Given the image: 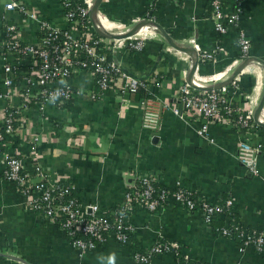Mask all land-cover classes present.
Wrapping results in <instances>:
<instances>
[{
  "label": "crops",
  "instance_id": "crops-1",
  "mask_svg": "<svg viewBox=\"0 0 264 264\" xmlns=\"http://www.w3.org/2000/svg\"><path fill=\"white\" fill-rule=\"evenodd\" d=\"M210 1L100 0L98 8L108 19L131 28L136 21L151 17L182 46L194 37L203 50H214L213 59L199 62L201 74L221 71L239 57L240 29L250 41V54L264 61V0H245L238 26L228 27L225 34L214 30ZM224 1L230 10L231 0ZM21 2L52 25L67 24L59 0ZM4 15L6 21L17 25L22 43L38 42L37 22L20 11L4 12L0 0V46L5 43ZM156 34L154 28H142L135 35L144 38L141 49L126 44L111 53L128 74L149 79L148 91L121 99L115 87H110L95 98L92 95L97 85L93 79L87 73L75 75L71 83L76 93L65 105L47 104L42 112L32 106L16 116L15 135L7 149L21 158L26 170L39 163L51 181L71 185L78 203H95L98 213L122 203L136 177L147 172L169 189L165 203L153 212L139 207L129 214L133 231L128 245L107 237L94 249L80 254L57 223L31 209L16 185L3 178L0 158V264H110L113 254L115 264H139L133 252L144 251L157 241L176 243L181 256L200 264H264V253L216 230L237 223L247 230L264 232V126L255 123L247 133L227 121L211 123L207 133L213 140L210 142L196 133L200 126L196 116L187 114L181 119L167 109L156 134L144 130L139 99L148 92L176 105V93L192 62L187 54L165 48L167 40ZM2 65L0 59V93H14L12 102L17 104L21 100L18 91L2 84ZM263 73L264 68L258 65L245 69L232 97L235 109L244 111L249 107L246 100L255 88L253 101L258 104L264 91ZM195 82L204 85L199 78ZM8 102L0 97V114ZM240 141L263 145L258 175H252L238 162ZM177 180L186 190L212 201L233 197L232 214L217 216L207 225L200 212L186 210L173 198ZM175 258L168 251L147 264H172Z\"/></svg>",
  "mask_w": 264,
  "mask_h": 264
},
{
  "label": "built area",
  "instance_id": "built-area-1",
  "mask_svg": "<svg viewBox=\"0 0 264 264\" xmlns=\"http://www.w3.org/2000/svg\"><path fill=\"white\" fill-rule=\"evenodd\" d=\"M244 1L231 0L230 10H227L224 0L210 1L209 17L217 33L225 34L228 27L238 26ZM1 2L4 12L20 11L38 24V42L22 43L17 25L6 21V16H3L5 17L3 21L5 43L0 46L4 75L2 84L7 88L16 89L21 99L19 103L14 104L12 102L14 93L9 90L0 93L1 98H7L10 101L0 114V158L3 178L16 185L31 209L40 212L47 220L57 223L80 254L94 249L107 237H112L121 245H128L133 231V226L128 220L129 214L139 207L153 212L165 203L170 194L167 187L160 186L155 181L153 173L147 172L137 176L134 184L125 192L122 203L106 212L98 213V206L95 203L84 206L78 203L77 197L71 195L73 191L71 185L61 180L51 181L49 173L39 163H34L30 171L26 170L21 158L7 148L11 137L15 135L16 116L29 111L32 106L42 112L47 104L56 107L65 105L76 93L71 83V78L75 75L87 73L93 79L97 85V91L92 95L95 98L110 87H115L121 99L127 94L148 91L149 79L128 74L112 59L111 55L113 51L126 44L134 50L141 49L144 38L136 37L138 32L123 39L99 36L93 30L89 18L91 0H59L67 20L64 27L52 25L34 11L26 9L21 0H1ZM99 18L109 20L115 31L103 30L98 22ZM142 19L153 20L151 17ZM97 23L102 31L114 34L126 33L131 29V26L127 27L123 22L108 19L100 11L97 12ZM147 26L154 28L151 25ZM237 42L239 57L222 71L216 72L228 73L222 82L232 74L241 60L252 56L250 41L241 29L238 32ZM187 43L197 57V68L192 81L194 85L202 87L195 82L194 77L198 74L208 79L216 73L201 74L198 71V64L201 61L213 59L214 50L210 52L203 50L194 37H190ZM190 61H192L191 58ZM191 64L192 62L190 66ZM23 67L25 71H21ZM242 74L243 71L230 84L211 90L196 89L190 86L185 78L176 93V105L173 106L169 102H164L159 96L150 95L147 92L149 96L144 95L138 101L141 110V127L152 135L156 134L160 130L163 113L171 109L181 119L187 114L196 116L200 120L196 133L210 142L213 140L207 133L211 123L227 121L235 128H242L248 133L255 125L253 111L250 108L251 100L247 109L239 111L235 109L232 102L233 96H230L228 92L229 87L233 86L235 93ZM210 82L213 84L210 86L217 85L211 79ZM262 112L259 119L264 121L261 119ZM262 149L263 145L260 142H239L236 158L252 175L259 173L258 161ZM172 190L171 194L175 201L188 211L200 212L207 225H211L217 216L228 217L232 214L233 197L222 201H212L186 190L181 180L175 182ZM216 230L222 235H235L241 245H251L258 252L264 253L263 231L247 230L237 223L228 224ZM168 251L176 256L172 264H200L191 261L187 256H181L178 245L166 241H157L141 253L134 251L132 256L137 263L147 264L154 256Z\"/></svg>",
  "mask_w": 264,
  "mask_h": 264
},
{
  "label": "water",
  "instance_id": "water-1",
  "mask_svg": "<svg viewBox=\"0 0 264 264\" xmlns=\"http://www.w3.org/2000/svg\"><path fill=\"white\" fill-rule=\"evenodd\" d=\"M99 4H100V0H95V2L92 3L90 11H89V18L91 20L92 26L94 28V31L101 37L104 38H108V39H123V38H127V37H131L133 35H135L137 32H139L141 30L142 27L147 26V25H151L153 26L159 33L160 35L167 40L168 45L173 48L174 50H176L177 52H181L184 54H187L188 56H190L191 60H192V64L191 67L186 75V81L187 83L196 88V89H219L222 86H226L228 84H230V82L240 73L244 70V68L249 64V63H256L261 65L264 68V61L254 57V56H250V57H246L243 60H241L238 65H236V67L234 68L232 74L222 83L214 85V86H210L208 88H202V87H198L196 85H194L192 78L196 72V68H197V57H196V53L195 51L189 47V46H182L177 44L176 42H174L169 35L167 34V32L154 20L151 19H142L140 21H137L135 23V25L129 29L126 33H122V34H114V33H109V32H104L101 30V28L99 27L98 23H97V12L99 11ZM264 108V91L260 97V100L258 101V104L256 106V108L253 111V120L255 123H257L258 125L264 126V121H261L260 118V114L262 112ZM8 256V255H7ZM10 258H14L15 260H20L16 257H12V256H8ZM22 262V261H21Z\"/></svg>",
  "mask_w": 264,
  "mask_h": 264
},
{
  "label": "bare ground",
  "instance_id": "bare-ground-1",
  "mask_svg": "<svg viewBox=\"0 0 264 264\" xmlns=\"http://www.w3.org/2000/svg\"><path fill=\"white\" fill-rule=\"evenodd\" d=\"M98 22H99V24H100V26L102 27V29L103 30H105V31H115V30H113V27H111L112 25H109V21H107V20H105L104 18H99L98 19ZM106 27V28H108L109 30H107V29H105L102 25H101V23ZM142 28H150V29H152L151 27H149V26H144V27H142ZM141 28V29H142ZM157 36H159V37H161L160 35H159V33L158 34H156ZM171 49V48H170ZM173 49V48H172ZM250 65H256V64H254V63H249L245 68H244V70H243V74H244V72H245V69L248 67V66H250ZM261 68V67H260ZM262 69V68H261ZM228 75V73H217V74H214V75H212L210 78H205L204 76H202V75H196L195 77H194V80L196 79V78H199L202 82H204V85L202 86V87H207V86H210V85H213V84H211V82H210V79L212 80V81H215L214 82V84H218V83H221L224 79H225V77ZM243 77H244V75H243ZM242 77V78H243ZM263 77H264V73H263ZM263 84H264V80H263ZM200 86V85H199ZM255 95V94H254ZM254 97V96H253ZM253 97H252V99H251V104L252 105H254V101H253ZM263 117V118H262ZM261 119L262 120H264V111L262 112V115H261Z\"/></svg>",
  "mask_w": 264,
  "mask_h": 264
},
{
  "label": "rangeland",
  "instance_id": "rangeland-1",
  "mask_svg": "<svg viewBox=\"0 0 264 264\" xmlns=\"http://www.w3.org/2000/svg\"><path fill=\"white\" fill-rule=\"evenodd\" d=\"M166 47H168L169 48V45L168 44H166L165 45V48ZM170 49V48H169ZM254 64H256V63H254ZM256 65H258L259 67H261L262 68V66L261 65H259V64H256ZM263 69V68H262ZM222 71V70H221ZM242 77V76H241ZM241 77H240V80H241ZM240 83V81L238 82V87H239V84ZM256 85V84H255ZM233 89H234V87L233 86H231V87H229V89H228V92H229V94H230V96H233V94H234V92H233ZM255 92H256V88L254 89V91L250 94V96H249V98H247V102L248 103H250V100L252 99V97L254 96V94H255ZM250 105V104H249ZM257 105V104H256ZM256 105H251V107L250 108H252V111H254V109H255V107H256Z\"/></svg>",
  "mask_w": 264,
  "mask_h": 264
},
{
  "label": "trees",
  "instance_id": "trees-1",
  "mask_svg": "<svg viewBox=\"0 0 264 264\" xmlns=\"http://www.w3.org/2000/svg\"><path fill=\"white\" fill-rule=\"evenodd\" d=\"M145 96H149L148 93H145ZM71 195L76 196L75 193H74V191L71 192ZM212 223H213V222H212ZM221 227H222V226H221ZM221 227H219V228H221ZM217 229H218V228H217ZM234 237H235V235H234ZM135 251H136V252H140V253L143 252L142 250H139V249H137V250H135Z\"/></svg>",
  "mask_w": 264,
  "mask_h": 264
},
{
  "label": "clouds",
  "instance_id": "clouds-1",
  "mask_svg": "<svg viewBox=\"0 0 264 264\" xmlns=\"http://www.w3.org/2000/svg\"><path fill=\"white\" fill-rule=\"evenodd\" d=\"M110 264H115V254L110 257Z\"/></svg>",
  "mask_w": 264,
  "mask_h": 264
}]
</instances>
